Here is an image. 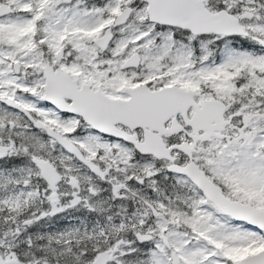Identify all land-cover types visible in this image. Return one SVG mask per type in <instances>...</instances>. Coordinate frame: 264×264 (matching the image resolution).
Returning a JSON list of instances; mask_svg holds the SVG:
<instances>
[{
	"label": "snow or ice",
	"instance_id": "1",
	"mask_svg": "<svg viewBox=\"0 0 264 264\" xmlns=\"http://www.w3.org/2000/svg\"><path fill=\"white\" fill-rule=\"evenodd\" d=\"M0 264H264V0H0Z\"/></svg>",
	"mask_w": 264,
	"mask_h": 264
}]
</instances>
